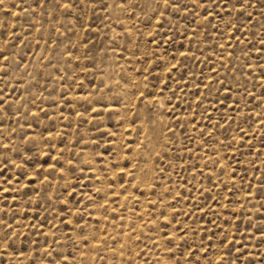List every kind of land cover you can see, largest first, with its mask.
Listing matches in <instances>:
<instances>
[{
  "label": "rangeland",
  "instance_id": "rangeland-1",
  "mask_svg": "<svg viewBox=\"0 0 264 264\" xmlns=\"http://www.w3.org/2000/svg\"><path fill=\"white\" fill-rule=\"evenodd\" d=\"M0 264H264V0H3Z\"/></svg>",
  "mask_w": 264,
  "mask_h": 264
},
{
  "label": "snow or ice",
  "instance_id": "snow-or-ice-1",
  "mask_svg": "<svg viewBox=\"0 0 264 264\" xmlns=\"http://www.w3.org/2000/svg\"><path fill=\"white\" fill-rule=\"evenodd\" d=\"M0 3H3V0H0Z\"/></svg>",
  "mask_w": 264,
  "mask_h": 264
}]
</instances>
